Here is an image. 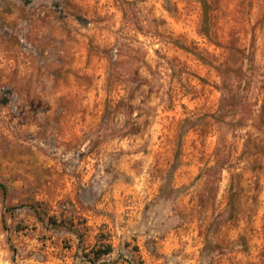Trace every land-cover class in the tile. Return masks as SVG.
Here are the masks:
<instances>
[{
    "label": "rangeland",
    "instance_id": "1",
    "mask_svg": "<svg viewBox=\"0 0 264 264\" xmlns=\"http://www.w3.org/2000/svg\"><path fill=\"white\" fill-rule=\"evenodd\" d=\"M0 45V264H264V0H0Z\"/></svg>",
    "mask_w": 264,
    "mask_h": 264
},
{
    "label": "trees",
    "instance_id": "2",
    "mask_svg": "<svg viewBox=\"0 0 264 264\" xmlns=\"http://www.w3.org/2000/svg\"><path fill=\"white\" fill-rule=\"evenodd\" d=\"M233 199V198H231ZM233 200L230 201L231 205H233L232 202ZM112 252V247L110 245H107V247H105V249H101L99 251L96 252V257L99 258L100 256L103 255H108Z\"/></svg>",
    "mask_w": 264,
    "mask_h": 264
},
{
    "label": "crops",
    "instance_id": "3",
    "mask_svg": "<svg viewBox=\"0 0 264 264\" xmlns=\"http://www.w3.org/2000/svg\"><path fill=\"white\" fill-rule=\"evenodd\" d=\"M0 47H2V45H0ZM0 59L3 61V62H5V59H3V54H1L0 53ZM3 67V65H0V68H2ZM0 73H3L2 71H0ZM3 78H4V76H3Z\"/></svg>",
    "mask_w": 264,
    "mask_h": 264
}]
</instances>
